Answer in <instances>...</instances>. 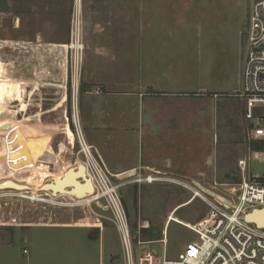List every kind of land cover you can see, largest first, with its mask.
Instances as JSON below:
<instances>
[{
    "label": "rangeland",
    "instance_id": "rangeland-1",
    "mask_svg": "<svg viewBox=\"0 0 264 264\" xmlns=\"http://www.w3.org/2000/svg\"><path fill=\"white\" fill-rule=\"evenodd\" d=\"M110 1L114 3L112 11ZM250 1L0 0V40L68 43L70 28L78 22L83 46L108 43L104 56L95 57L98 71L90 80L102 91L120 92L107 96L111 103L130 105L121 93L137 89L141 96L148 95L146 84L152 82V92L157 93L143 101L157 103L155 109L148 111L144 104L140 110L136 96L135 106L120 119L115 115L116 125L107 142L116 168L129 161L137 165L173 160L171 178L176 182L165 180L167 176L157 170L149 172H159L163 180L151 184L134 183L133 176L110 178L112 184L119 185L116 192L128 218L136 261L139 252L147 248L160 257L176 259L194 240L191 230L171 221L166 228L165 253L158 241L173 208L178 206L172 218L182 224L197 222L205 215L207 204L200 198L185 204L196 188L193 181L228 197L240 181L237 160L243 158L247 162L245 175L264 182V149L249 148L244 138L248 122L245 101L236 95L242 89ZM86 52L85 46V61L90 59ZM147 61L155 62L150 70ZM84 71L87 74L86 66ZM85 73L80 77L79 71L78 76L87 83ZM25 74L18 80H27ZM73 76L66 52L63 100L56 99L59 87L29 82L27 93L40 105H27L17 113L20 124L11 125V113L17 110L9 108L8 95H4L5 103L0 97V185L37 186L71 171L78 160L86 162L76 126L81 131L79 117H85L87 98L85 86L79 90L78 85L77 94H73ZM169 90L179 91L181 96L160 94ZM193 92H206V96ZM26 102L30 103L29 99ZM65 114L71 128L68 142L63 129ZM170 118L178 129L172 130L176 135L170 141H164L158 130H149V124L164 125ZM39 130L47 143L36 135ZM117 139L120 141L115 142ZM91 152L98 161L96 152ZM88 182L91 194H97L96 186ZM72 191V187L25 193L0 190V264H124L106 199L89 205ZM53 193L59 197H52ZM96 219L102 225L92 226ZM79 220L91 225L76 226ZM140 220H147L149 228L146 233L141 231L143 243L138 244Z\"/></svg>",
    "mask_w": 264,
    "mask_h": 264
},
{
    "label": "built area",
    "instance_id": "built-area-1",
    "mask_svg": "<svg viewBox=\"0 0 264 264\" xmlns=\"http://www.w3.org/2000/svg\"><path fill=\"white\" fill-rule=\"evenodd\" d=\"M79 23H73L70 28V39L67 43L71 70L73 72V94H77L79 71L81 69L83 43L80 41ZM247 53L242 72L241 91L236 95L244 99L245 118L248 120L244 138L248 145L252 141H264V0H251L248 9L246 30ZM74 118V115H73ZM76 135L81 151L86 159V166L96 183L97 196L90 200L89 205L99 202L101 198L108 202L107 208L112 214V220L118 230L124 264H264V227L248 221L247 213L264 209V182H259L254 176H246L247 162L243 158L237 160L241 171L240 181L233 186L229 196L225 197L229 205L201 191L194 183L195 189L189 201L198 197L207 204L205 215L194 223H180L167 215L166 221H174L194 233V240L188 242L182 253L176 259H166L156 255L151 248L139 252L134 260V247L131 229L125 210L117 194L119 185L112 184L109 172L103 164L96 161L92 148L85 142L82 133L76 126ZM134 183L158 182L163 180L159 172H149L145 175L134 174ZM169 182L175 179L164 177ZM99 189V193H98ZM111 189V198L104 192ZM149 227L147 220L137 224V241L140 230ZM158 240L163 245L165 253L167 238L162 231Z\"/></svg>",
    "mask_w": 264,
    "mask_h": 264
},
{
    "label": "crops",
    "instance_id": "crops-1",
    "mask_svg": "<svg viewBox=\"0 0 264 264\" xmlns=\"http://www.w3.org/2000/svg\"><path fill=\"white\" fill-rule=\"evenodd\" d=\"M114 3L110 1V9L113 10ZM46 41V42H44ZM111 41V40H109ZM107 42V41H106ZM104 44H107L104 45ZM87 47V52L89 54L90 59L85 61L82 59L81 61V69H80V77L83 75L84 67L87 68V74L85 73L84 76H87L89 82L83 81L81 78L79 79V84L81 86H85L83 90V94L86 95L87 103H86V114L84 119L80 120L82 136H84V140L87 144L92 148V151L96 152V157L100 160L106 170L109 172L110 176L115 177L116 174L125 173L126 171L129 172L131 170H135V174H148L149 170H157L161 171L167 177H173V160L170 158H165L163 162L155 163V162H145L139 163L137 165L133 164L131 161L124 162L122 164V168H116V163L114 162L113 157L110 156V148L108 145V141H110V132L114 130L115 115H117V119H120L121 116L125 115V111H129L133 106H135V99L138 102L139 109L141 110V105L145 104L146 109L148 111H153L155 109V104L157 103H144L143 99L145 96H152L157 92L154 91L151 87L150 80L147 81L146 87L148 90V95L141 96V91H137V89H130L128 91H124L121 95H124L127 98V101L131 103L128 104H121V103H111L107 96L116 95L120 92H105L100 90L97 86L91 82V78L98 68L96 67V59L95 57H102L106 53L108 49V43H103L99 41V43L92 44L89 43L85 45ZM84 46V48H85ZM66 52H67V43H61L58 41H49V40H34V41H27L25 43H19L16 41H7V40H0V97L2 98V102H6L4 95H8L10 102V109L11 111L17 110L16 113H11V117L13 118V122L11 125L20 124V120H18L17 113H21L25 111L27 105H40V102H34L32 94L28 95L27 87L29 82L32 80L34 81V86H57L61 91L60 94H56V99L62 97L65 98V82H66ZM86 52V53H87ZM85 54V53H84ZM164 61H168L167 57L163 58ZM140 63V60H138ZM163 63V62H160ZM168 63V62H167ZM146 66L150 70L155 66V62L147 61ZM26 73L25 76L27 80H18V77ZM86 83V84H85ZM90 85V87H89ZM135 87H140L135 86ZM151 88V90H150ZM141 89V88H140ZM4 90V91H2ZM159 93V92H158ZM164 94V96H181L179 91L175 92L173 90L169 91H161L160 94ZM190 93V92H189ZM188 94V93H183ZM206 92H193L192 95L195 96H206ZM18 95V96H17ZM55 95V94H54ZM137 96V98H135ZM215 97L216 94H213ZM32 97V99H31ZM135 98V99H134ZM29 99L30 103L26 102ZM132 99V101H130ZM15 103L16 106L12 107L11 104ZM22 104V107H18L19 104ZM124 106V107H122ZM18 108V109H17ZM9 110V109H8ZM151 116L153 113H150ZM159 118L154 117V121H157ZM64 135L66 138V142L70 141L71 139V128L68 124V116L67 114L64 115ZM172 122V118L169 119V122H165L164 125H157V124H149V130L156 132L164 136V141H170L173 136L176 135L178 132L176 124L170 123ZM172 124L175 126L172 128ZM174 130V131H172ZM37 132V131H36ZM38 133V134H37ZM36 135H41V139L47 143L43 130H39ZM120 140H116L118 142ZM125 141V139H124ZM50 148V147H49ZM51 149V148H50ZM76 168V166H75ZM75 168L71 169V171L64 173L61 176L57 177H49L47 178L46 182H52L57 180H63L70 177ZM88 178H81L80 176L70 185L55 188L61 189L72 187L73 193L78 194V198H82L86 204L90 202L92 198L96 194H91L92 191L90 189ZM92 181V180H91ZM93 183V181H92ZM93 186L94 183H93ZM69 192V191H68ZM77 192V193H76ZM67 193V192H65ZM52 197H59L58 193L50 194ZM65 196L67 194H64ZM69 195V193H68ZM35 196V194H34ZM37 198V197H36ZM78 200V199H77ZM95 203H99L98 201ZM74 204H71L73 206ZM178 207V206H177ZM173 208L171 212L175 214V209ZM171 221H165L163 230L166 233V228L170 224ZM76 226L80 225H91L88 221H77L75 222ZM52 225V224H49ZM99 226L102 225L99 219L95 220V223L92 226Z\"/></svg>",
    "mask_w": 264,
    "mask_h": 264
},
{
    "label": "bare ground",
    "instance_id": "bare-ground-1",
    "mask_svg": "<svg viewBox=\"0 0 264 264\" xmlns=\"http://www.w3.org/2000/svg\"><path fill=\"white\" fill-rule=\"evenodd\" d=\"M74 100H75V97H74ZM74 120L76 121V118H77V115H76V111H74ZM76 168H75V171L73 172V174L66 178V179H63V180H57V181H52V182H46V183H42L40 185H37V186H12V185H0V190H6V191H16V192H26L28 190H38V191H41L43 189H47V188H59V187H63V186H67V185H70L71 183H73L79 176L81 178H89L93 181L94 185L96 186V183L93 179V177L91 176L90 174V171L89 169L87 168L86 166V163L82 160H78L76 162ZM135 174V170H131L129 172H125L124 174L120 175L119 178L120 179H124V178H127V177H132L134 176ZM206 188V187H205ZM208 189V188H207ZM210 190L211 192H213L217 197H215L217 200L223 202L224 204L226 205H229V203L224 200V198L220 197L222 195H220L219 193L213 191L212 189H208ZM111 192L112 190L111 189H107L104 194L108 197V198H111ZM97 196V194L94 196V198ZM93 199V198H92ZM171 216H173V212H170L169 213ZM168 214V215H169ZM257 215V214H255ZM254 217V216H253ZM172 218V217H171ZM175 220V219H174Z\"/></svg>",
    "mask_w": 264,
    "mask_h": 264
},
{
    "label": "water",
    "instance_id": "water-1",
    "mask_svg": "<svg viewBox=\"0 0 264 264\" xmlns=\"http://www.w3.org/2000/svg\"><path fill=\"white\" fill-rule=\"evenodd\" d=\"M127 172V171H126ZM124 174L123 173H120V174H116L115 177L116 178H119L120 175ZM193 183L201 190L203 191L204 193L212 196V197H217L213 192H211L210 190H208L207 188L203 187L202 185H200L199 183L193 181ZM222 198H224V200L228 201L225 197L223 196H220ZM216 199V198H215ZM257 214V215H255ZM254 216V217H253ZM245 218L248 220V221H251L253 223H255L256 225L258 226H261V227H264V209H258V210H254L250 213H247L245 215Z\"/></svg>",
    "mask_w": 264,
    "mask_h": 264
},
{
    "label": "trees",
    "instance_id": "trees-1",
    "mask_svg": "<svg viewBox=\"0 0 264 264\" xmlns=\"http://www.w3.org/2000/svg\"><path fill=\"white\" fill-rule=\"evenodd\" d=\"M81 89V84H79V90ZM249 148L251 149V150H263L264 149V141H252L251 143H250V145H249ZM177 210V209H176ZM175 210V211H176ZM149 228V227H148ZM148 228H146V229H148ZM146 229H141L140 230V234H141V231L143 232V233H146L147 232V230Z\"/></svg>",
    "mask_w": 264,
    "mask_h": 264
}]
</instances>
